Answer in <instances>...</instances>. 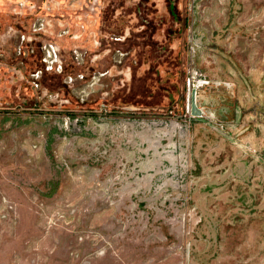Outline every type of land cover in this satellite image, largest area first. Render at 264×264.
Wrapping results in <instances>:
<instances>
[{
    "label": "rangeland",
    "instance_id": "rangeland-1",
    "mask_svg": "<svg viewBox=\"0 0 264 264\" xmlns=\"http://www.w3.org/2000/svg\"><path fill=\"white\" fill-rule=\"evenodd\" d=\"M16 2L0 0V264H264V0H187L185 82H214L190 120L153 9L80 62L61 44L58 74L15 50Z\"/></svg>",
    "mask_w": 264,
    "mask_h": 264
},
{
    "label": "flooded vegetation",
    "instance_id": "flooded-vegetation-1",
    "mask_svg": "<svg viewBox=\"0 0 264 264\" xmlns=\"http://www.w3.org/2000/svg\"><path fill=\"white\" fill-rule=\"evenodd\" d=\"M15 5L14 20L21 26L15 27V50L18 55H24L33 54L34 48H38L41 50L39 60L44 69L45 45L55 47L61 63V44L70 41L75 45L71 49L73 59L80 62L85 59V55H81L83 42L86 41L96 49L101 47L102 42L105 46L112 42L124 44L130 34L136 32V20L141 8H151L154 19L161 26L157 41L164 50L175 54L176 71L180 75L183 69L184 84L186 83L187 0H17ZM9 29L13 30L12 27ZM107 30L115 33L120 30L123 35L111 38ZM124 56V52L116 50L114 61L120 64ZM39 72L34 73L33 78H38ZM12 76L15 80V74ZM170 106L173 107L174 104Z\"/></svg>",
    "mask_w": 264,
    "mask_h": 264
},
{
    "label": "built area",
    "instance_id": "built-area-1",
    "mask_svg": "<svg viewBox=\"0 0 264 264\" xmlns=\"http://www.w3.org/2000/svg\"><path fill=\"white\" fill-rule=\"evenodd\" d=\"M44 51L46 53L45 56V63H46V71H52L56 73H61L62 71V64L58 61L57 53L55 50V47L51 44L45 45ZM83 75L80 76V80H82ZM70 82L72 81L71 78H69ZM214 84L209 79L203 78L200 75H198L196 72L192 71L188 73L187 79H186V99L185 104L183 107L184 113L183 116L186 119H194V118H201L202 115L199 117H195L191 113V104L192 102H195L196 104V96L197 92L209 85ZM200 111L201 109L198 108Z\"/></svg>",
    "mask_w": 264,
    "mask_h": 264
},
{
    "label": "water",
    "instance_id": "water-1",
    "mask_svg": "<svg viewBox=\"0 0 264 264\" xmlns=\"http://www.w3.org/2000/svg\"><path fill=\"white\" fill-rule=\"evenodd\" d=\"M211 86V85H209ZM207 86V87H209ZM204 89V88H203ZM200 92V90L197 92V94ZM185 102L183 103V107H184ZM114 110H118V111H124V112H157L158 108H146V107H138V106H133V105H125V106H115L112 107ZM200 107V105L198 104V100H197V96H196V104L195 102H192L191 104V113L193 116L195 117H199L200 115H204L205 111L203 110V108L201 109V111L198 109Z\"/></svg>",
    "mask_w": 264,
    "mask_h": 264
}]
</instances>
